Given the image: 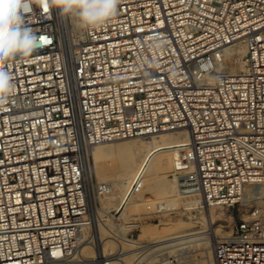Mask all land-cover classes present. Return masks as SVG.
<instances>
[{
    "label": "built area",
    "instance_id": "1",
    "mask_svg": "<svg viewBox=\"0 0 264 264\" xmlns=\"http://www.w3.org/2000/svg\"><path fill=\"white\" fill-rule=\"evenodd\" d=\"M24 19L42 47L6 66L15 95L0 104V264H83L85 242L93 264L128 252L147 264L155 247L137 241L141 221L118 209L109 236L130 251L105 256L95 244L85 172L107 141L187 131L171 177L207 205L233 204L244 184H264V0H120L115 17L78 43L58 9L33 5ZM154 38L158 53L146 47ZM238 39L242 69L209 82L213 71L200 66L219 64ZM213 251L216 264H264V222H236Z\"/></svg>",
    "mask_w": 264,
    "mask_h": 264
},
{
    "label": "bare ground",
    "instance_id": "2",
    "mask_svg": "<svg viewBox=\"0 0 264 264\" xmlns=\"http://www.w3.org/2000/svg\"><path fill=\"white\" fill-rule=\"evenodd\" d=\"M73 33L76 36L75 41L78 43L83 37V32L74 26ZM244 53L245 45L242 39H238L222 47L220 59L221 62L213 67V72L212 74L208 75L207 80L211 82L214 76L218 73L232 74L241 70L243 66L242 57ZM228 60H232L234 65L230 66L229 64H227ZM238 68L241 69L237 70ZM188 139L189 135L185 130L163 131L155 134H148L145 136H134L123 138L122 140L119 139L107 141L95 146L90 152L89 158L92 155L94 163H92V160L88 158L85 173L89 182L91 180L89 177V171L91 173L92 179L94 178L95 174L100 176L102 179H106L108 178V176L112 175L114 170H117L118 174L117 179L113 183L114 188H112L113 191L115 188H118L119 191L112 193L111 196L105 197L103 193L100 192V190L103 189L104 192L108 193L109 189L105 190L104 188H102V186L98 187L99 184L97 186L94 184V186H92V188L90 189V194L94 192V200H96V203L99 200L104 205V207L98 206L97 208L98 213L95 217V219L97 220L93 227L95 235L94 233L93 235L95 238L96 247L99 248L100 251L103 250L105 256L112 255L117 249L121 248L122 246H124L123 251H130L131 248H128V246L130 245L127 243H123V245H121L111 239H107L110 236L105 235V229L99 222L101 220V216H103L104 213H107L110 216V211L113 207L112 205H117L118 211H122L121 214L123 215H125L126 212H136V207L138 205V200H140V197H142L146 193V191H148L152 184L163 181L169 188H171V194L170 196L168 195V198L170 200L173 199L181 201L185 206L188 215H194L193 212H195V215L199 216L202 226L197 228H190L186 232L178 233L168 238L151 241V243L153 244L149 243V247L164 241L178 239L168 244L160 245L155 248L154 251L157 249H167L187 244L185 246L183 245L185 249L194 246L195 250H201L200 253L203 254L202 257L204 258H201L203 260V264H216L213 251V238L212 236L202 235V233H206L210 229V224L213 223V216L210 211L215 208H222L223 210L225 206L207 205L196 194L184 195L179 193L176 189L174 179L171 178L173 156L172 153L177 150V147L175 146L179 145L182 142L188 141ZM116 153H122L123 161L115 162L108 160L110 155ZM104 160L107 161L102 162ZM140 172L142 173L140 187L136 192L130 193V187L135 183L136 176ZM262 185L264 184L252 182L244 184L241 190V198H245L247 195L250 196L253 193H257L258 191L259 193L264 194V188H262ZM96 190L97 192H100V194H95ZM89 196L91 198V195ZM207 226L209 227L208 229H206ZM215 230L217 232L221 231L220 229ZM226 235L222 236L221 238L225 237ZM137 241L139 242L140 240ZM183 246H181L180 248H182ZM97 248L96 251L98 252ZM95 255L96 252L94 251L91 243L88 244V242H85L82 247V254L80 255V259L83 264H93L91 260L94 259ZM170 255L173 256V254ZM133 258L134 254L128 252V254H125V256H123V258H121L120 260L108 258L105 261V264H133Z\"/></svg>",
    "mask_w": 264,
    "mask_h": 264
},
{
    "label": "rangeland",
    "instance_id": "3",
    "mask_svg": "<svg viewBox=\"0 0 264 264\" xmlns=\"http://www.w3.org/2000/svg\"><path fill=\"white\" fill-rule=\"evenodd\" d=\"M72 25H73L72 27V31H73L74 28L73 21H72ZM227 64H229L230 66L234 65L232 60H228ZM239 69L241 68H238L237 70ZM92 157L93 156L91 155L89 159H91L92 163H94ZM108 160L115 162L123 161V155L122 153L112 154L110 155ZM105 161L107 160H104L102 162ZM117 175H118L117 170L116 171L114 170L112 175L108 176V178L106 179H102L100 176L96 174L92 179L91 173L89 171V177L91 179L90 189L92 188V186H94V184L96 186L98 184L99 185L102 184L101 186L103 188V184L106 182L109 187V192L106 193L104 192L103 189L100 190V192L103 193L105 197L111 196L112 193L119 191L118 188H115L113 191L114 188L113 183L117 179ZM262 188H264V185H262ZM100 192H97L96 190L95 194L97 193L98 195L100 194ZM93 193L94 192L90 194L91 195L90 200L94 212V217H96L98 213L97 211L98 206L104 207V205L99 200L96 203V200H94L95 198ZM170 194H171V188H169L165 182L163 181L156 182L152 184V186L148 189V191H146V193L142 197H140V200H138V205L136 207V212H126V214L123 215L121 214L122 211H119L122 217H126V216L137 217L141 221V225L139 227L140 230L137 232L138 234L137 240H140L139 242H147V244L149 243L153 244L151 243V241L168 238L175 234L186 232L190 228H197L202 226L199 216L195 215V212H193L194 215L192 214L188 215V212L181 201H177L173 199L170 200L168 198V195L170 196ZM251 195L250 196L247 195L245 198H241L242 195H240L241 199L237 200V202L230 205H223L225 206L223 210L222 208L221 209L215 208L212 211H210V213L213 216V223L210 224V229L206 233H202V235L212 236L213 245H214V243L218 239H220L222 236L230 232L232 226L240 220L259 218L262 222H264V194H261L258 191L257 193H253ZM112 206L113 207L111 208V211L113 209H117V205H112ZM254 211H257L258 214L256 213V215H254ZM109 217L110 216L107 213H104L103 216H101L100 218L101 220L99 221L100 224H102V226L105 229L106 236H109L110 229L114 228V225L112 221H110ZM96 220L97 219H95V222ZM102 220H105V223H103ZM208 228L209 227L207 226L206 229ZM215 229H220L221 231L217 232ZM107 239H110V237H108ZM176 240L178 239L164 241L159 244H154L151 248L154 247L157 248L160 245H165ZM183 245L185 246L187 244H183ZM183 245L167 248V251L162 258L161 256H157V254H155L156 250L155 251L150 250L149 256L148 258H146V262L147 264H156L158 262H162V263L167 262L166 264H201L202 261L203 264L202 259L204 258L202 257L203 254L200 253L201 250H195L194 246L185 249ZM181 246L183 247L180 248ZM170 254H173V256Z\"/></svg>",
    "mask_w": 264,
    "mask_h": 264
},
{
    "label": "clouds",
    "instance_id": "4",
    "mask_svg": "<svg viewBox=\"0 0 264 264\" xmlns=\"http://www.w3.org/2000/svg\"><path fill=\"white\" fill-rule=\"evenodd\" d=\"M120 0H0V104L15 95L12 75L6 70L7 63L15 58H30L42 47L41 38L26 26L24 13L36 5L42 12L58 9L61 17L69 18L82 32L103 27L118 11ZM146 47L154 52L163 49V42L154 38ZM153 68L155 64L153 63ZM211 73L210 61L200 66Z\"/></svg>",
    "mask_w": 264,
    "mask_h": 264
}]
</instances>
